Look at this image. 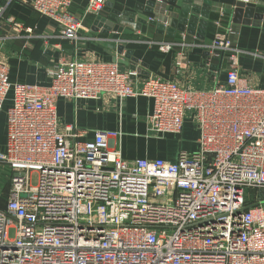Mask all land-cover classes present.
<instances>
[{
	"label": "built area",
	"instance_id": "built-area-1",
	"mask_svg": "<svg viewBox=\"0 0 264 264\" xmlns=\"http://www.w3.org/2000/svg\"><path fill=\"white\" fill-rule=\"evenodd\" d=\"M11 1L0 0V26L20 31L4 15ZM20 1L74 45L86 16L111 2L87 0L76 13L73 0ZM218 18L207 48L229 63L210 89L157 75L135 86V71L77 57L55 64L46 86L10 82L0 57V112L9 95L11 102L0 162L13 173L0 208V264H264V88L240 76L242 51ZM158 45L167 51L175 43ZM103 94L151 98L146 128L154 135H177L188 118L197 148L180 150L174 162L126 159L119 131L79 140L74 126L59 129V98Z\"/></svg>",
	"mask_w": 264,
	"mask_h": 264
},
{
	"label": "crops",
	"instance_id": "crops-1",
	"mask_svg": "<svg viewBox=\"0 0 264 264\" xmlns=\"http://www.w3.org/2000/svg\"><path fill=\"white\" fill-rule=\"evenodd\" d=\"M110 1L113 9L103 10L99 16H86L80 31L83 39L76 45L58 37L55 23L40 16L30 6L20 0L11 1L4 15L13 16L22 28L16 31L11 26H0V36H8L1 44L0 57L7 63L10 82L46 86L55 64L77 57L115 61L121 70L136 72L132 78L135 86H140L148 75H157L181 86L210 89L225 80L229 63L227 56H213L207 48L217 30L213 20L221 17L222 27L229 25L232 28L229 37L242 51L240 76L253 86L264 88V0H182L181 7L190 5L188 1H195L207 7L209 12L207 17L200 16L191 25L185 21L173 30L167 19H164V28L154 27L149 22L158 19L152 16L157 13L156 8H160L159 4L166 5L161 0ZM86 3L87 0H73L71 10L82 13ZM124 8L136 18L138 12L150 16H147L149 21H135L125 32L94 31V23L107 24L108 18L113 16L131 20L130 13L123 14ZM234 8L240 10L236 22L231 19ZM228 9L230 14L225 11ZM174 16L176 20L177 14ZM159 42H173L175 45L165 51L159 48ZM9 97L0 112V151L6 147ZM151 110L152 99L140 95L122 100L111 94L90 100H57L60 130L65 125L74 126L79 131V140H91L95 130L119 131L123 158H162L174 162L180 149L184 150L180 145L175 146V138L183 132L191 133L189 150L197 148L198 131L188 118L177 135L149 133L146 117ZM12 174L11 168L0 162V208L6 205Z\"/></svg>",
	"mask_w": 264,
	"mask_h": 264
},
{
	"label": "rangeland",
	"instance_id": "rangeland-1",
	"mask_svg": "<svg viewBox=\"0 0 264 264\" xmlns=\"http://www.w3.org/2000/svg\"><path fill=\"white\" fill-rule=\"evenodd\" d=\"M170 7H171L170 4L169 3H166L165 9L159 11V14H157V13L155 15L153 14L154 16H152V18L153 17H159V19H167V21H169V18H171V19L175 18L174 15L177 14V18L178 19H176L174 21V23L176 25H178L182 21V19H185L188 22H191L192 23L196 19H199L200 16H203L204 17V15L201 14L199 11H197L195 13H193L192 11H188L187 12V16L185 17L184 14H181V12L175 13V11H173L174 10L173 8H171V10H169ZM123 10H124V13L123 14H125V16H127V13H130V11L127 10L126 8H124ZM125 10L127 12H125ZM123 14H121V15H123ZM148 17H150V16H148ZM108 19L111 22L109 21L107 24H97V23H94L93 24L94 31L95 32H97V31L104 32L106 30H109L110 32H113V31H115V32H121V31L123 32L124 31L125 32L126 30H128L129 28H131V26L133 24H135V21H140V20H137V18L134 17V16L132 17V20L127 19L126 17H122V18L121 17H118V18H108ZM214 20L217 21V19H214ZM158 22L162 23L160 20L158 21V19H156L155 20V23H152V25L154 27H157V24H159ZM221 23H222V18H221ZM161 25L163 27L165 26V25H163V23ZM107 27H109L110 29H106ZM176 138H175V146L180 145V147H182L184 150H186L188 152H191L192 151V150H189V148L191 147V143H192V138H191V133L190 132H183V133H181V135H177ZM31 182L33 184L36 183V175L34 173H32V175H31ZM8 233H9V238H13L14 231H13L12 228H9Z\"/></svg>",
	"mask_w": 264,
	"mask_h": 264
},
{
	"label": "water",
	"instance_id": "water-1",
	"mask_svg": "<svg viewBox=\"0 0 264 264\" xmlns=\"http://www.w3.org/2000/svg\"><path fill=\"white\" fill-rule=\"evenodd\" d=\"M162 2H164V3H169L170 4V8H169V10H171V8H173L172 10L173 11H175V13H178V12H181V14H184V16L186 17L187 16V12L188 11H192L193 13H195V12H197V11H199L201 14H203L205 17L207 16V14H208V12H209V9L207 8V7H205V6H201V5H199L198 3H196L195 1H188L187 3L188 4H190V5H184L183 7H181L182 6V0H161ZM158 7H160V8H156V10H155V12H157V14H159V12H158V10L159 9H161V10H163V9H165V7H166V5L165 6H160V4H159V6ZM110 9H113V7H112V3L111 2H108L106 5H105V7H104V11L106 10H110ZM160 10V11H161ZM234 10V14H233V16H231L232 18V21H234V22H236V21H239L238 20V15H239V9L238 8H234L233 9ZM226 11V13L227 14H230L231 13V10L230 9H228V10H225ZM150 12H153V9L152 10H150ZM130 15L132 16V13H131V11H130ZM97 16H99V14L97 15ZM133 17V16H132ZM112 18H115V16H113ZM137 19H139L140 21L142 20V21H149L148 20V17L147 16H144L141 12H138V14H137ZM157 19V18H156ZM178 19V18H177ZM131 20H132V18H131ZM161 21L162 23L164 22V19H159V17H158V21ZM174 21H175V18H173V19H171V18H169V21L167 22V23H169V27H172L171 28V30H173L174 28H175V26H176V24L174 23ZM186 21V23L187 24H189V25H191L192 23L191 22H188L187 20H185V19H182V21L179 23V25H181L182 24V22H185ZM149 22H151V23H155V20H150ZM159 24H157V27H159V28H164L161 24L162 23H160V22H158ZM164 25V24H163ZM178 28V27H177ZM252 205H255V204H252Z\"/></svg>",
	"mask_w": 264,
	"mask_h": 264
}]
</instances>
